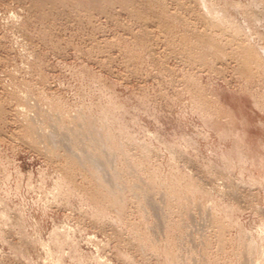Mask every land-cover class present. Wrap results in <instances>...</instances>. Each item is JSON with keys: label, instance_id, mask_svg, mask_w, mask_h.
Here are the masks:
<instances>
[{"label": "rangeland", "instance_id": "1", "mask_svg": "<svg viewBox=\"0 0 264 264\" xmlns=\"http://www.w3.org/2000/svg\"><path fill=\"white\" fill-rule=\"evenodd\" d=\"M0 264H264V0H0Z\"/></svg>", "mask_w": 264, "mask_h": 264}]
</instances>
